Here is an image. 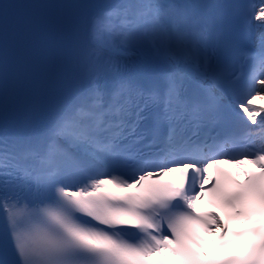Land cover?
Masks as SVG:
<instances>
[{"label": "snow or ice", "instance_id": "6c2138e0", "mask_svg": "<svg viewBox=\"0 0 264 264\" xmlns=\"http://www.w3.org/2000/svg\"><path fill=\"white\" fill-rule=\"evenodd\" d=\"M64 7L85 14L87 87L34 129L9 127L0 53V264H264V218L228 239L224 218L197 210L264 217V0ZM131 45L164 66L146 85L117 59ZM45 49L56 54L54 29ZM232 121L244 131L224 132ZM245 162L259 171L243 182L224 166Z\"/></svg>", "mask_w": 264, "mask_h": 264}, {"label": "bare ground", "instance_id": "6f19581e", "mask_svg": "<svg viewBox=\"0 0 264 264\" xmlns=\"http://www.w3.org/2000/svg\"><path fill=\"white\" fill-rule=\"evenodd\" d=\"M131 55H133V53ZM256 103L257 104H264V101L258 100V101H256ZM253 128H255V126H253ZM247 164H249V163L245 162V164L240 168H235V167H232V168L238 173L239 177H243ZM209 236H210L209 238H211L212 235H209Z\"/></svg>", "mask_w": 264, "mask_h": 264}]
</instances>
